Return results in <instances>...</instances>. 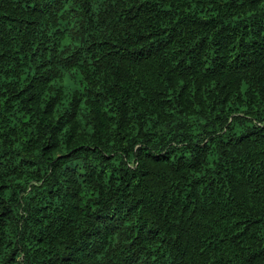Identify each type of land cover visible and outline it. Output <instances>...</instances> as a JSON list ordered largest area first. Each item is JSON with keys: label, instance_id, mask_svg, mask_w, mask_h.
Segmentation results:
<instances>
[{"label": "trees", "instance_id": "1", "mask_svg": "<svg viewBox=\"0 0 264 264\" xmlns=\"http://www.w3.org/2000/svg\"><path fill=\"white\" fill-rule=\"evenodd\" d=\"M0 264H264V0H0Z\"/></svg>", "mask_w": 264, "mask_h": 264}]
</instances>
